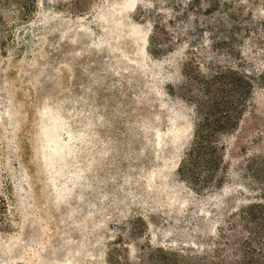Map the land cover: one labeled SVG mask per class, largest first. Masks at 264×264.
<instances>
[{"label":"rangeland","instance_id":"1","mask_svg":"<svg viewBox=\"0 0 264 264\" xmlns=\"http://www.w3.org/2000/svg\"><path fill=\"white\" fill-rule=\"evenodd\" d=\"M0 264H264V0H0Z\"/></svg>","mask_w":264,"mask_h":264},{"label":"trees","instance_id":"2","mask_svg":"<svg viewBox=\"0 0 264 264\" xmlns=\"http://www.w3.org/2000/svg\"><path fill=\"white\" fill-rule=\"evenodd\" d=\"M212 229V228H211Z\"/></svg>","mask_w":264,"mask_h":264}]
</instances>
